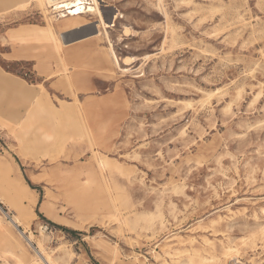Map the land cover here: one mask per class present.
Instances as JSON below:
<instances>
[{
  "label": "rangeland",
  "instance_id": "rangeland-1",
  "mask_svg": "<svg viewBox=\"0 0 264 264\" xmlns=\"http://www.w3.org/2000/svg\"><path fill=\"white\" fill-rule=\"evenodd\" d=\"M1 1L0 264H264V0H104L124 107L98 129L12 58L47 57L59 19ZM33 24L53 38L11 37Z\"/></svg>",
  "mask_w": 264,
  "mask_h": 264
},
{
  "label": "crops",
  "instance_id": "crops-1",
  "mask_svg": "<svg viewBox=\"0 0 264 264\" xmlns=\"http://www.w3.org/2000/svg\"><path fill=\"white\" fill-rule=\"evenodd\" d=\"M58 19L54 29L56 40L49 44L47 57L45 52L39 51L32 52L33 56L12 58L30 60L33 61V65L38 66V70L42 71L39 74L42 80H46L48 89L56 88L54 94L59 100L65 102L59 105L55 102V107L61 105L67 108L78 107L79 111L88 114L86 123L89 129L107 128L108 123L113 121L109 114L123 111L124 106L123 95L119 90V79L111 73L113 63L110 52L104 39L99 37L101 33L96 24L97 17L92 14H82ZM49 25H52L51 21ZM11 37L21 40L53 38L49 29L36 24L23 26L13 31ZM24 52L30 54L29 51ZM7 53L11 54V51ZM65 67L68 70L67 73L58 75L57 72L59 70L62 72ZM51 72L55 74L52 75ZM74 97L77 98L79 105L75 104ZM6 111L13 110L8 108ZM14 111L19 113L17 108ZM35 111L36 113L25 118L26 129L32 126L34 120H44L49 114L40 104L36 105ZM92 113L97 116L95 120H92L90 115ZM104 114L107 119H104ZM53 133L55 134L54 126L50 123L44 135L50 138L54 135Z\"/></svg>",
  "mask_w": 264,
  "mask_h": 264
},
{
  "label": "bare ground",
  "instance_id": "bare-ground-1",
  "mask_svg": "<svg viewBox=\"0 0 264 264\" xmlns=\"http://www.w3.org/2000/svg\"><path fill=\"white\" fill-rule=\"evenodd\" d=\"M7 1L11 2V0H2L1 3H4V4L10 3V2H7ZM19 1H26V5H30V4H32V2H35V3H38V5H41V4L45 5V7H46V4L48 2V0H15V1L12 0V2H19ZM158 3H160V0H158ZM2 6H4V5H2ZM104 6H107V5L104 4ZM100 11L101 10H99L98 8H95L93 13H86V14H95L98 17V20H100V22L103 23V17L101 15ZM76 15H82V14H78V12H72L70 15H66V16L64 15L63 17H67V16H71L72 17V16H76ZM63 17H61V18H63ZM114 19L115 18H112L110 20V21L113 22L110 25H114ZM96 24H98V21L96 22ZM126 28H128V27H126ZM104 32L107 34L106 31H104ZM110 51H111L112 57L114 59V62L117 64L118 58L114 55L112 49ZM126 60L128 61V59H126ZM3 169H5L4 171H6V173L9 170L8 167H6L2 163H0V170H3ZM8 176L10 178V183H6V189H5V192L7 194L6 196H7L8 199L9 198L10 199H14V201L17 202L18 206H20L22 208V210L25 211V207H23V204H24L23 202H24L25 198H29L28 197L29 191H28L27 187L24 185V183L22 181H20L19 179L15 178V177L10 176V173L8 174ZM31 199H32V201L34 200L33 197ZM2 201L6 202L4 199ZM27 212L29 213V211H27ZM12 222H13V224L15 226H18V224H16V222H19L18 217L15 216L14 219H12ZM229 249L230 248L228 247L227 251H226L227 253L229 252ZM219 262H220V258H217V263H219ZM47 263L49 264L48 261H47Z\"/></svg>",
  "mask_w": 264,
  "mask_h": 264
},
{
  "label": "built area",
  "instance_id": "built-area-1",
  "mask_svg": "<svg viewBox=\"0 0 264 264\" xmlns=\"http://www.w3.org/2000/svg\"><path fill=\"white\" fill-rule=\"evenodd\" d=\"M104 4H106L104 0H48L46 7L53 17L61 18L64 15H70L72 12H78V14L93 13L95 8L100 10ZM233 264L243 263L235 261Z\"/></svg>",
  "mask_w": 264,
  "mask_h": 264
}]
</instances>
